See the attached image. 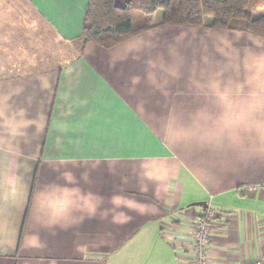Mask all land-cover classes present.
<instances>
[{
	"label": "crops",
	"instance_id": "0c3cea01",
	"mask_svg": "<svg viewBox=\"0 0 264 264\" xmlns=\"http://www.w3.org/2000/svg\"><path fill=\"white\" fill-rule=\"evenodd\" d=\"M88 1L0 0V264H189L202 201L212 263L264 264V38L84 46Z\"/></svg>",
	"mask_w": 264,
	"mask_h": 264
},
{
	"label": "trees",
	"instance_id": "16d2710c",
	"mask_svg": "<svg viewBox=\"0 0 264 264\" xmlns=\"http://www.w3.org/2000/svg\"><path fill=\"white\" fill-rule=\"evenodd\" d=\"M157 25L207 27L264 38V0H128L124 7L116 0H89L81 40L84 46L111 48Z\"/></svg>",
	"mask_w": 264,
	"mask_h": 264
},
{
	"label": "built area",
	"instance_id": "2783aa9c",
	"mask_svg": "<svg viewBox=\"0 0 264 264\" xmlns=\"http://www.w3.org/2000/svg\"><path fill=\"white\" fill-rule=\"evenodd\" d=\"M245 190L249 194H254L259 190H264V183L247 185ZM214 218V212L208 207L207 209H201V212L182 221V224L189 229L188 234L184 235L188 239L189 264H213L210 259L209 249Z\"/></svg>",
	"mask_w": 264,
	"mask_h": 264
},
{
	"label": "rangeland",
	"instance_id": "374dc122",
	"mask_svg": "<svg viewBox=\"0 0 264 264\" xmlns=\"http://www.w3.org/2000/svg\"><path fill=\"white\" fill-rule=\"evenodd\" d=\"M254 16H257V15L254 14ZM4 57H6V56H2V57H0V59H4ZM21 58L23 60L22 61L23 67L21 68V72H24L25 70H30L31 67L41 68L40 63L38 61H36L37 55H35V56L32 54L29 55V53L25 54V52H23V55L21 56ZM2 62L5 63L6 61L3 60ZM199 212H201V210H199ZM213 221H214V219H213Z\"/></svg>",
	"mask_w": 264,
	"mask_h": 264
},
{
	"label": "water",
	"instance_id": "95a60500",
	"mask_svg": "<svg viewBox=\"0 0 264 264\" xmlns=\"http://www.w3.org/2000/svg\"><path fill=\"white\" fill-rule=\"evenodd\" d=\"M191 207H196V208H200V209H207L208 208V203L207 202H194L192 204H190L187 208H191Z\"/></svg>",
	"mask_w": 264,
	"mask_h": 264
}]
</instances>
